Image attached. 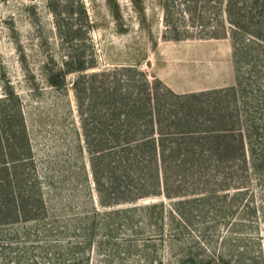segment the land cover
Returning a JSON list of instances; mask_svg holds the SVG:
<instances>
[{"label":"rangeland","instance_id":"374dc122","mask_svg":"<svg viewBox=\"0 0 264 264\" xmlns=\"http://www.w3.org/2000/svg\"><path fill=\"white\" fill-rule=\"evenodd\" d=\"M0 264H264V0H0Z\"/></svg>","mask_w":264,"mask_h":264},{"label":"trees","instance_id":"16d2710c","mask_svg":"<svg viewBox=\"0 0 264 264\" xmlns=\"http://www.w3.org/2000/svg\"><path fill=\"white\" fill-rule=\"evenodd\" d=\"M163 8H164V15L166 17L167 16V9H168V4L166 2H163Z\"/></svg>","mask_w":264,"mask_h":264}]
</instances>
